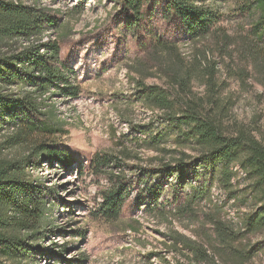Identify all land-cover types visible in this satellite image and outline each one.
I'll list each match as a JSON object with an SVG mask.
<instances>
[{
	"label": "trees",
	"instance_id": "trees-1",
	"mask_svg": "<svg viewBox=\"0 0 264 264\" xmlns=\"http://www.w3.org/2000/svg\"><path fill=\"white\" fill-rule=\"evenodd\" d=\"M156 1L119 0L121 9L129 13L126 27L138 28L142 8ZM164 1L166 15L179 20L186 42L197 45L211 36L215 41L213 48L197 50L189 63L179 58L171 66L165 64L171 80L169 90L137 82L136 102L144 110L157 113L159 123L158 130L146 132L140 139L144 150L155 153L151 160L157 168L148 171L161 179L146 184L144 193L149 201L143 204L144 213H154L163 204L172 203L175 215L198 218L200 204L204 203L201 222L194 230L196 239L169 231L164 246L192 264H246L262 245L249 246L247 240L264 233V145L243 128L227 130L224 118L228 103L220 99L217 65L206 54L216 51L230 61L235 54L245 66H251L255 76L260 75L264 68V0H223L232 2L242 14H256L251 29L238 35L236 42L216 27L217 18L206 5L208 0ZM38 7L0 0V49L5 50L0 52V134L10 132L5 140L8 148L32 147L31 156L27 153L23 158L0 162V264H35L37 245L55 228L54 206L46 196L55 197L56 192L46 190L30 171L42 158L66 168L72 164L71 157L51 141L62 131L48 124L36 102L54 95L72 100L80 90L59 60L57 44L51 40L41 42L57 22ZM156 47L170 54L174 45L158 40ZM197 79L208 89L204 98L195 97L191 91ZM114 159L108 154L97 155L94 165L106 171ZM235 167L244 174L241 188L235 181ZM148 171L143 170L144 175ZM114 179L110 180L112 187L102 193L96 212L106 221L119 218L126 197L125 180L119 176ZM168 179L177 181L170 196L172 202L159 204L167 186L162 181ZM188 182L192 184L189 192L178 198L176 191L183 194ZM213 188L224 195L225 202L214 201ZM230 202L229 207L236 209L239 227L225 218Z\"/></svg>",
	"mask_w": 264,
	"mask_h": 264
},
{
	"label": "rangeland",
	"instance_id": "rangeland-1",
	"mask_svg": "<svg viewBox=\"0 0 264 264\" xmlns=\"http://www.w3.org/2000/svg\"><path fill=\"white\" fill-rule=\"evenodd\" d=\"M10 1L39 6L45 15L56 20L57 27L47 32L41 42L51 40L57 44L59 60L80 90L79 96L72 100L54 95L36 102L48 124L62 131L51 141L56 149L71 157L72 164L66 168L42 158L39 166L30 171V176L46 190L56 192L55 197L46 196L54 206L55 228L52 235L37 245L34 263L192 264L164 244L168 242L169 231L196 239L194 230L201 222L204 203L200 204L198 218L175 215L171 212L174 205L170 196L177 181L168 179L162 181L167 186L159 204H171H163L154 213H144L143 204L149 201L144 188L147 183L153 185L161 179L148 171L157 168V163L151 160L155 153L144 150L140 139L144 133L158 130L159 123L155 119L157 113L144 110L136 102L135 90L137 82L169 90L167 66L179 58L189 63L197 50L213 48L215 37L197 45L186 42L179 20L166 15L164 0L145 5L139 27L133 29L126 27L129 13L121 9L119 0ZM206 5L215 12L216 27L233 37L234 42L238 35L251 29L256 19L255 13H240L232 2L208 0ZM158 40L174 45L173 51L162 53L156 47ZM206 55L212 56L217 65L220 99L228 103L224 118L227 130L243 128L264 145V68L255 76L251 66H245L235 54L232 62L216 51ZM191 91L197 98L208 94L207 87L198 79L192 83ZM9 133L0 134V162L23 158L32 150L31 146L8 148L5 140ZM104 154L116 158L107 173L94 165L96 156ZM143 170L148 174L144 175ZM115 176L125 180L126 197L119 218L106 221L96 212L102 203V193L112 187ZM243 178L237 174L235 179L240 188ZM191 185L186 184L183 194L176 191L177 197L182 198ZM211 194L215 202L225 200L214 188ZM230 205L232 202L226 207L225 218L239 227L236 209ZM247 241L249 246L262 245L246 264H264V233Z\"/></svg>",
	"mask_w": 264,
	"mask_h": 264
},
{
	"label": "built area",
	"instance_id": "built-area-1",
	"mask_svg": "<svg viewBox=\"0 0 264 264\" xmlns=\"http://www.w3.org/2000/svg\"><path fill=\"white\" fill-rule=\"evenodd\" d=\"M234 171H236L238 174H240V175H242V176L244 177V174H242V173L240 172V170H239L237 167L234 168ZM219 193H220V192H219ZM228 219H229V217H228Z\"/></svg>",
	"mask_w": 264,
	"mask_h": 264
}]
</instances>
